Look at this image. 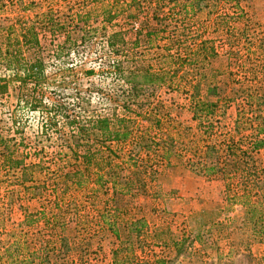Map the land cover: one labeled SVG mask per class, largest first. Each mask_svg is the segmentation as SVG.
Instances as JSON below:
<instances>
[{
  "label": "rangeland",
  "instance_id": "1",
  "mask_svg": "<svg viewBox=\"0 0 264 264\" xmlns=\"http://www.w3.org/2000/svg\"><path fill=\"white\" fill-rule=\"evenodd\" d=\"M153 1L137 0L139 9L125 7L124 0L0 2V25L12 22L16 16L29 19L48 9L63 23L62 30L54 37L48 32L40 33V55L46 63V73L55 74L64 68L68 83L59 91L62 97L70 99L74 85L78 95L89 96L80 104L85 109L82 115L111 116L116 113L128 116L133 130L122 144L124 149L140 141L164 144L171 140L173 146L161 164H157L156 158L149 154L147 165L150 163L153 167L156 164L157 174L155 177L148 174L149 166L144 172L138 170L134 174V182L139 185L136 195L118 196L122 212L119 211L113 223L119 235L117 239L100 218L102 211L111 209V206L103 207L104 204L111 205L108 201L111 200L110 191H92L91 183L80 190L67 191L58 200L61 206L53 208L56 212L64 207L66 210H63L65 223L61 230L63 253L55 251L51 264H111V250L118 239H123L125 230L122 228L127 226L124 224L134 220L142 223L137 239L140 245L132 250L137 258L151 260L163 257L166 264H260L264 249L261 239L249 230L250 221L241 218L243 207L236 202L225 201V183L228 181L231 188L228 190L234 192L237 179L227 180L229 176L224 178L217 171L206 174L202 170H192L184 162L197 163L202 158L207 163H214L215 156L222 155L226 145L234 146L231 148L236 153L246 147L244 137H248L252 126L238 114L248 116L258 108L252 104L247 110L246 106L239 105L240 96L236 89H247L252 95L264 94V42L257 44L259 38H264V0H238L237 6H232V2L222 3L221 10L211 9V0H204L206 7L187 10L184 17L177 10L168 13L166 4L157 8L156 16L162 20L161 24L165 22L172 26V23L183 19L184 26H179L177 32L182 33L188 43L197 42L196 38L213 40L217 55L183 66L168 86L146 88L137 93L131 91L134 100L125 112L121 106L124 97L121 93L125 94L128 85L109 74L107 63L111 56L106 49L105 36L120 30L126 41L125 48L128 51L133 48L137 53L133 60L154 69L164 67L165 63L154 56V53H160L164 42L159 34L154 40L146 41L140 33L132 45L142 22L147 20L148 25L154 24L155 20L150 19ZM110 4L117 16L110 23H102L101 10ZM221 12L234 17L226 25V36H221L219 30L212 26L215 15ZM75 13H80V17H74ZM128 14H135V17L128 20ZM82 20L86 23L83 24ZM66 32L75 44L67 56L62 53L60 59H55L53 45ZM81 36L84 41H81ZM88 71L92 73L88 74ZM1 74L7 72L0 63ZM212 84L217 87L215 94L206 90ZM190 93L204 100H217L214 112L200 117L199 122L192 119L188 109ZM44 120V112L16 106V90L12 84L0 96V134L14 139L13 157H24L25 162L41 161L46 173L53 171L58 164L64 165V162L53 158L60 143L55 132L47 130L45 134L40 133ZM138 124L142 129L134 131V125ZM18 130L23 139L20 146ZM138 131L144 132L140 136ZM251 155L257 165L264 166V145L252 151ZM140 156L144 157V153L141 152ZM45 173L34 172L32 177L41 180ZM17 176L18 168L0 167V255L8 253L22 258L31 254L36 260L43 245V217L48 216L52 209V195L44 189L40 193L36 190L24 193L14 181ZM208 210L214 212L206 213ZM227 217L237 218L236 223H224L223 226L211 223L212 220L224 221ZM158 229L165 230L170 238L176 240L182 236L184 240L177 246V254L170 247L164 248L154 242L151 233ZM168 236L163 235L166 240ZM16 240L18 251L11 244Z\"/></svg>",
  "mask_w": 264,
  "mask_h": 264
},
{
  "label": "trees",
  "instance_id": "2",
  "mask_svg": "<svg viewBox=\"0 0 264 264\" xmlns=\"http://www.w3.org/2000/svg\"><path fill=\"white\" fill-rule=\"evenodd\" d=\"M124 1L125 7L140 8L137 0ZM211 2L209 6H212L213 10H221L222 3L230 4L232 2V6L238 5V0H211ZM111 4L113 5V1ZM111 4L101 10L100 21L102 23H110L117 16ZM163 4H166L168 13L177 10L182 13V17L186 15L187 10L191 11L193 8L200 9L207 6L204 0L153 1L150 19L155 20L154 24L148 25L147 20L142 22L132 45L134 46L140 33L146 41L154 40L159 34L164 42L160 46V53H154L156 54L154 56L165 63L161 69H154L150 65L133 60L137 53L133 48L129 49L130 51L125 48L126 41L120 30L104 35L106 49L111 56L107 63L110 69L109 74L112 78L128 85L125 94L121 93L124 96L121 106L125 112L129 109V103L134 100L131 98L134 96L131 91L137 93L138 90L143 92L146 88L168 86L175 80L183 66L197 64L199 61L217 55L213 40L196 38L197 42L188 43L186 37L177 32L179 26H184L183 19L172 23V26L165 22L161 24L162 20L157 19L156 11ZM235 13L237 12L233 14ZM74 17L79 18L80 13L79 15L75 13ZM126 17L128 20L133 19L135 14H128ZM233 18L221 12L219 15H215L212 26L219 30L221 36H226V25ZM81 22L85 24L86 20ZM61 25L63 23L49 9L34 14L29 19H21L16 16L12 22L0 25V63L7 72V74L0 75V96L5 94L12 84L16 90V106L20 105L27 110L44 112L45 120L41 123L42 131L40 133L45 134L47 130L55 132V138L60 143L57 150L54 151L53 158L55 157L54 159L60 163L64 162V165L58 164L53 171L45 173L46 168L43 162H25L24 157H18V159L13 157L14 139L0 134V167L18 168V176L14 180L18 189L24 193H32V190L40 193L44 189V191L50 192L48 195H52V209L48 216L43 217L41 235L43 245L39 257L35 260L31 254L18 258V256L12 257L8 253H3L0 255V264H51L50 259L55 257V251L63 253L64 242L61 230L65 223L63 210H66L64 207L63 210L61 209L62 211L58 209L56 212L53 208L56 205L61 206L58 200L67 191L70 189L80 190L89 183H91L92 191L99 190L105 193L110 191L111 200L108 201L111 205L104 204L103 207L111 206V209L102 211L100 218L103 223H106V229L117 239L119 235L113 223L116 216L119 215V211L122 210L121 198L119 199L118 196L136 195L139 185L134 182V174L139 172L138 170L144 172L146 166H149L148 174L156 176V164L153 167L150 163L147 165L146 158L150 156L149 154L156 158L157 164H161L173 149L171 140L164 144L140 141L124 149L122 144L130 137L133 130L128 116L116 113L114 115L112 113L111 116L82 115L85 109L80 104L85 102L84 100L89 96L85 98L83 95H78L75 85L71 88L73 93H70V99L61 96L59 91L66 88L68 83L64 68L55 74L46 73V63L40 55L39 45L40 33L48 32L54 37L62 30ZM73 26L77 25L73 24ZM80 38L81 41H84L82 36ZM263 42L264 38L262 37L257 40L258 45ZM74 44V40H71L69 33L66 32L63 38L53 45L52 55L55 59H60L62 53L67 56ZM91 73L92 71H88V74ZM14 83L16 85H13ZM239 89L241 88L236 89L240 96L239 105L246 106L247 110L251 108L252 104L258 108L257 112H250L248 116L242 117L241 114H238L239 118L252 126L248 137H244L246 147L237 151L240 153H236V150L231 148L232 145H226L224 153L215 156L214 163H207L201 158L197 163L187 160L184 165L192 170H202L206 174L217 171L224 178L229 176L227 180L237 179L234 192L228 190L231 188L226 180L224 185L225 201L236 202L243 207L241 218L250 221L249 230L254 232V235H257L264 245V166L257 165L251 155L252 151H257L264 145V94L252 95L251 92L248 93L247 89ZM206 90L215 94L217 87L212 84V86H207ZM243 92L244 94L240 95ZM216 102L217 100H204L190 93L188 109L192 113L191 118L199 122L201 121L200 117L211 115L217 106ZM241 108L243 109V107ZM154 123L158 125L157 121ZM136 128L142 129L139 124L134 125V131ZM138 132L141 136L144 131ZM18 134V146H20L23 140L20 130H18ZM141 152L144 153V157L140 156ZM43 171L46 174L43 179L36 180L32 177V173ZM213 212L208 210L206 213ZM236 221L237 218L227 217L224 221L212 220L211 223L223 226L224 223H236ZM136 222L134 220L124 224L127 225L122 228L125 230L124 237L118 239L116 246L111 250V264H166L167 260L163 257H154L149 260L137 258L134 255L132 250L140 245L137 243V239L142 226V223ZM151 235L156 244L164 248L170 247L175 254L179 252L177 246L184 240L182 236L178 240L170 238L166 231L161 229L154 230ZM163 235L168 236L167 240ZM11 244H14V250L18 251L17 240ZM7 248L8 246L5 247V251L8 250ZM260 260V264H264V249ZM53 262L56 263L55 260Z\"/></svg>",
  "mask_w": 264,
  "mask_h": 264
}]
</instances>
